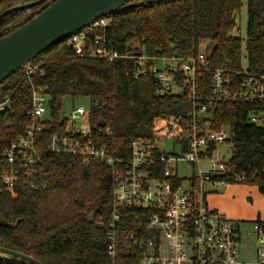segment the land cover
<instances>
[{
  "label": "trees",
  "instance_id": "1",
  "mask_svg": "<svg viewBox=\"0 0 264 264\" xmlns=\"http://www.w3.org/2000/svg\"><path fill=\"white\" fill-rule=\"evenodd\" d=\"M18 1L32 0L2 5ZM240 9L241 0H133L108 17L104 34L113 50L132 52L126 43L135 38L149 56L194 57L204 46L211 69L238 71L241 40L233 32ZM244 47L249 73L264 74V0H247ZM33 63L42 73L28 80L19 71L0 85V153L29 126L31 87L45 89L51 119L37 136L42 156L34 174L20 178L12 193L0 190V247L42 264H138L154 238L148 230L152 211L121 212L111 261L106 234L113 178L122 174L133 140L176 138L178 130L188 127L191 101L184 95L157 97L152 79L132 78V61L79 58L57 45ZM197 96L200 103H209L208 76L198 83ZM66 98L88 99L89 138L105 147L113 168L47 152L50 137L64 132L59 114ZM211 109L212 128L232 132L225 183L254 186L264 196V127L249 123L250 104L219 101ZM0 264L26 263L0 259Z\"/></svg>",
  "mask_w": 264,
  "mask_h": 264
},
{
  "label": "built area",
  "instance_id": "2",
  "mask_svg": "<svg viewBox=\"0 0 264 264\" xmlns=\"http://www.w3.org/2000/svg\"><path fill=\"white\" fill-rule=\"evenodd\" d=\"M109 18H101L67 37L58 45L74 56L113 63L132 61L134 80L150 78L155 95L169 98L184 95L191 101L186 118L188 127L178 130L176 138L136 139L130 143L129 159L122 174L113 178L111 211L107 223V256H116L117 224L124 209L150 210L148 230L154 238L138 264H264V219L252 224L257 246L251 262L239 260L238 224L231 222L206 204V195L225 185L231 172L230 159L219 155V148L230 145L229 127L212 128L211 106L219 101L250 104L249 123L264 127V74L255 75L242 67L231 71L225 67L211 69L209 54L200 46L194 57L149 56L140 48L113 50L104 34ZM127 47V46H126ZM26 79L40 73L39 64H27L21 70ZM208 76L209 103L198 101L197 86ZM4 108L0 105V109ZM29 126L0 153V190L12 193L20 178L31 177L41 159L37 136L51 120L48 96L42 87H31ZM64 132L53 134L47 152L74 155L87 164L89 160L113 168L115 161L105 147L89 138L87 109H72L60 117ZM171 144V150L162 145ZM177 150V152H175ZM191 165V176H179V163ZM209 185V189L206 187ZM137 244H135V247Z\"/></svg>",
  "mask_w": 264,
  "mask_h": 264
},
{
  "label": "water",
  "instance_id": "3",
  "mask_svg": "<svg viewBox=\"0 0 264 264\" xmlns=\"http://www.w3.org/2000/svg\"><path fill=\"white\" fill-rule=\"evenodd\" d=\"M4 1V0H0ZM45 0L15 7L0 15L23 11ZM133 0H48L26 23L12 32H0V85L41 54L98 19L114 15ZM0 259H16L26 264H42L30 256L0 247Z\"/></svg>",
  "mask_w": 264,
  "mask_h": 264
},
{
  "label": "rangeland",
  "instance_id": "4",
  "mask_svg": "<svg viewBox=\"0 0 264 264\" xmlns=\"http://www.w3.org/2000/svg\"><path fill=\"white\" fill-rule=\"evenodd\" d=\"M246 25H247V0H241V9L239 15L236 18V28L237 30L233 32L234 37H238L241 40V58L240 64L243 69L246 67V54L244 47V39L246 34ZM126 45L131 49L140 48L138 40L135 38L127 41ZM78 107H83L88 109L89 101L86 98H66L62 102V107L60 110V117H68L72 109ZM163 146L167 150H171V144L169 142H163ZM177 152V150H175ZM231 145H225L219 148V155L223 156L225 159L231 158ZM191 165L186 163H179L177 165V172L179 176L190 177L191 176ZM254 186L247 185H238V184H225L218 187V193L206 197V202L209 208L218 209L221 205H226L230 210L235 211L242 217L248 215L250 208V201L248 196L253 198L254 203H258L261 199L254 194L256 192V187L249 188ZM209 189V185L206 189ZM235 222H241L239 224L240 231V245H239V257L242 261H252L255 257L257 246L255 242V236L252 231L251 225L248 223V220L244 218L243 220H236Z\"/></svg>",
  "mask_w": 264,
  "mask_h": 264
},
{
  "label": "crops",
  "instance_id": "5",
  "mask_svg": "<svg viewBox=\"0 0 264 264\" xmlns=\"http://www.w3.org/2000/svg\"><path fill=\"white\" fill-rule=\"evenodd\" d=\"M249 188H254V187H249ZM254 189H256V192L254 190V194L257 197H260L261 199L259 200L258 203H254L253 198H251V196H248V200L250 201V208H249L250 212L248 213V215L246 217H244V216L242 217L241 215H239L235 211L230 210L226 205H221V206H219L218 209H212V208H210V209L217 212L218 214L225 217L226 219H228L231 222H235L236 220H243L244 218H246L248 220V223L252 227V224L255 221L264 219V196L258 192L257 188H254ZM217 193H218V188L209 192L206 195V197L208 195L213 196ZM206 204H207V202H206ZM235 223L240 224L241 222H235ZM239 224H238V230H239ZM239 235H240V231H239ZM239 245H240V238H239ZM255 258H256V254H255V257L252 261H254ZM239 260H240V257H239ZM240 261H242V260H240ZM242 262H245V261H242ZM247 262H251V261H247Z\"/></svg>",
  "mask_w": 264,
  "mask_h": 264
},
{
  "label": "flooded vegetation",
  "instance_id": "6",
  "mask_svg": "<svg viewBox=\"0 0 264 264\" xmlns=\"http://www.w3.org/2000/svg\"><path fill=\"white\" fill-rule=\"evenodd\" d=\"M10 1L11 0H4V1L0 2V15L3 12L8 11L10 9H13L15 7L27 5V4L33 3L35 1H38V0H32L30 2H23V3L18 1V2L14 3L10 6L3 7L2 4L4 2H10ZM46 2H48V0H45L41 5H38L36 7L30 8L27 10H23V11H15L16 13L13 12L10 15L3 17L2 20L0 21V32L5 30V33L8 34V33L12 32L13 30H15L16 28H18L19 26H21L22 24L26 23L31 18H33L35 13L40 11V9L46 4ZM7 17H9V19L4 22V18H7Z\"/></svg>",
  "mask_w": 264,
  "mask_h": 264
}]
</instances>
